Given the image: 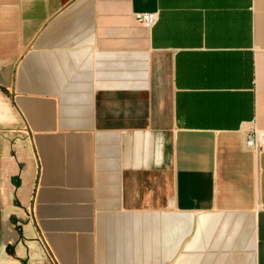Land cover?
<instances>
[{
	"label": "crops",
	"instance_id": "1",
	"mask_svg": "<svg viewBox=\"0 0 264 264\" xmlns=\"http://www.w3.org/2000/svg\"><path fill=\"white\" fill-rule=\"evenodd\" d=\"M253 129L264 0H0V264H264Z\"/></svg>",
	"mask_w": 264,
	"mask_h": 264
},
{
	"label": "built area",
	"instance_id": "2",
	"mask_svg": "<svg viewBox=\"0 0 264 264\" xmlns=\"http://www.w3.org/2000/svg\"><path fill=\"white\" fill-rule=\"evenodd\" d=\"M135 17L145 28L151 29L159 20L158 12H137ZM246 147L255 153L264 152V130L253 129L246 132Z\"/></svg>",
	"mask_w": 264,
	"mask_h": 264
}]
</instances>
